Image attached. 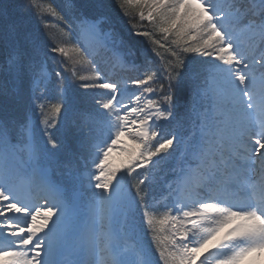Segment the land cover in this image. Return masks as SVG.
Masks as SVG:
<instances>
[{"label":"snow or ice","instance_id":"snow-or-ice-1","mask_svg":"<svg viewBox=\"0 0 264 264\" xmlns=\"http://www.w3.org/2000/svg\"><path fill=\"white\" fill-rule=\"evenodd\" d=\"M119 8L0 0V264H264V0Z\"/></svg>","mask_w":264,"mask_h":264},{"label":"trees","instance_id":"trees-1","mask_svg":"<svg viewBox=\"0 0 264 264\" xmlns=\"http://www.w3.org/2000/svg\"><path fill=\"white\" fill-rule=\"evenodd\" d=\"M40 4L43 7H47L49 4H52L55 7H60L66 0H39ZM105 12L111 17L116 19L119 22V29L121 30L124 38L133 46L143 50L145 48L151 47V40L146 37L133 36L131 33L141 27L138 17L134 9H129V15L124 16L122 11L119 8V0H104ZM39 11V9H38ZM32 24L35 28L41 31V33H50L52 40L50 43H63L65 40L70 39L66 37L61 28L60 22L51 16L40 17L39 19L33 18ZM47 24L48 27L45 28L44 25ZM133 25H136V28H133ZM47 39V37H46ZM63 59V58H59ZM69 68H72L71 62H67ZM50 67H56L55 64H51ZM101 67L105 72L111 75L113 78H123L124 80L135 79L141 75V72L138 69L127 68L118 64H115L110 58L105 57L101 61ZM87 68V67H86ZM89 69V68H87ZM65 75L72 80L71 72L65 73ZM162 124L165 122H161ZM162 169H166L167 165L162 164ZM142 171V170H141ZM162 264V263H161Z\"/></svg>","mask_w":264,"mask_h":264},{"label":"rangeland","instance_id":"rangeland-1","mask_svg":"<svg viewBox=\"0 0 264 264\" xmlns=\"http://www.w3.org/2000/svg\"><path fill=\"white\" fill-rule=\"evenodd\" d=\"M71 67H73V65H72ZM75 70H76L79 74H90V73H91V70H90V69H87L86 67H83V68H82L80 65H76V66H75ZM70 78L72 79V83H73V85H76V84L80 83L79 81L74 80V79L72 78V76H71ZM125 145L131 147V144H130V142L127 140L126 137L124 138V142H123V144L120 145V146H118V147H123V146H125ZM123 159H124V157H122L118 152H114V155H113V158H112V162H113L114 164H117V165L120 164V163L122 162Z\"/></svg>","mask_w":264,"mask_h":264}]
</instances>
